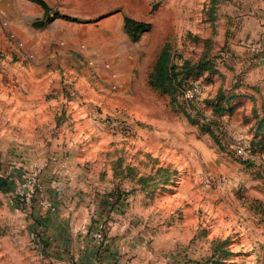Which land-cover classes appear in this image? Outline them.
I'll use <instances>...</instances> for the list:
<instances>
[{
  "label": "rangeland",
  "instance_id": "374dc122",
  "mask_svg": "<svg viewBox=\"0 0 264 264\" xmlns=\"http://www.w3.org/2000/svg\"><path fill=\"white\" fill-rule=\"evenodd\" d=\"M45 1L70 19L35 27L41 6L0 0V179H18L10 156L24 153L11 145L41 130L93 161L84 168L155 192L144 206L187 231L191 264H264V134L241 126L264 124V89L246 85L250 62L235 53L264 0ZM125 16L148 23L135 40Z\"/></svg>",
  "mask_w": 264,
  "mask_h": 264
},
{
  "label": "crops",
  "instance_id": "0c3cea01",
  "mask_svg": "<svg viewBox=\"0 0 264 264\" xmlns=\"http://www.w3.org/2000/svg\"><path fill=\"white\" fill-rule=\"evenodd\" d=\"M248 31L249 42L235 53H244L250 62L246 85L264 89V51H258L264 45V19L249 24ZM239 86L234 84L235 90ZM23 102L25 115L33 101ZM84 118L91 121L86 114L80 119ZM241 126L251 137L264 134V124ZM37 132L24 133V145H11V151L17 147L24 156L12 152L10 159L17 178L32 164L39 165L43 203L6 199L0 188V256L8 264H191L187 231L179 232L169 211L144 206L143 198L153 199L155 192L143 193L137 184L129 189L121 175L109 170L101 175L84 168L94 166L93 161L74 158L70 151L63 156L57 140L48 145L43 131ZM99 222L106 224L102 242L92 235Z\"/></svg>",
  "mask_w": 264,
  "mask_h": 264
},
{
  "label": "built area",
  "instance_id": "2783aa9c",
  "mask_svg": "<svg viewBox=\"0 0 264 264\" xmlns=\"http://www.w3.org/2000/svg\"><path fill=\"white\" fill-rule=\"evenodd\" d=\"M198 93H200L198 83H192L185 88V95L189 98H193ZM103 123L111 127L116 125L115 119L112 118L104 119ZM39 169V165L34 163L31 165V169L28 170L23 177L15 180L12 189L14 198L21 199L26 204H30L34 200L43 203L42 195L44 185L39 175ZM105 230V222H99L92 235L99 242H102L104 240Z\"/></svg>",
  "mask_w": 264,
  "mask_h": 264
},
{
  "label": "trees",
  "instance_id": "16d2710c",
  "mask_svg": "<svg viewBox=\"0 0 264 264\" xmlns=\"http://www.w3.org/2000/svg\"><path fill=\"white\" fill-rule=\"evenodd\" d=\"M30 1L38 4L43 9L42 16L40 18H36L32 23L33 26L35 27H42L47 23L51 22L56 17H63L64 19H70V17L68 16H61V15L59 16L58 14L51 16L50 15L51 7L47 4L45 0H30ZM122 27L125 30V32L128 34L129 38L135 40L138 37L139 33L148 27V23L125 16L123 18ZM162 81H163V77L160 74L159 82ZM3 181L4 179H0V187L5 188L7 190L13 189L14 184L12 182L10 184Z\"/></svg>",
  "mask_w": 264,
  "mask_h": 264
}]
</instances>
